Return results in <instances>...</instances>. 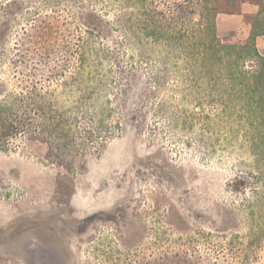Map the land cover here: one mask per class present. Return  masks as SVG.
I'll use <instances>...</instances> for the list:
<instances>
[{
  "label": "rangeland",
  "instance_id": "obj_1",
  "mask_svg": "<svg viewBox=\"0 0 264 264\" xmlns=\"http://www.w3.org/2000/svg\"><path fill=\"white\" fill-rule=\"evenodd\" d=\"M173 1L0 0V101L25 102L0 138V264H264L254 60H204L198 15L148 37ZM257 12L218 14L220 43Z\"/></svg>",
  "mask_w": 264,
  "mask_h": 264
},
{
  "label": "trees",
  "instance_id": "obj_2",
  "mask_svg": "<svg viewBox=\"0 0 264 264\" xmlns=\"http://www.w3.org/2000/svg\"><path fill=\"white\" fill-rule=\"evenodd\" d=\"M245 3H250L258 7V12L251 18V34L248 42L242 46H224L217 38L215 30L216 17L220 13L238 14ZM146 6L145 1L142 6ZM153 10V11H152ZM167 12H158L156 9H147L145 11V20L142 25L145 27V33L148 37L163 42L162 32L167 25L169 28L182 31L187 25L188 17L198 15L200 21L195 26L193 35V44L199 47L200 38L197 32L204 34L205 39L202 43L203 50L199 51L202 58L208 59L211 56L209 51L215 50L216 46L221 50L223 48L236 50L239 58H247L254 60V70L251 72L244 71L243 87L246 91L253 90L255 92L256 102L259 108L264 112V56L261 55L255 46V40L258 36L264 35V0H174L171 6H167ZM172 15L169 19L166 14ZM184 35L176 41L182 45L186 41ZM219 49V51H220ZM19 103L24 105L23 98L15 97L8 101H0V138L1 141L7 140L13 134L16 135L24 128L18 111ZM27 104V103H26ZM30 109V107H28ZM0 147L4 145L0 142Z\"/></svg>",
  "mask_w": 264,
  "mask_h": 264
}]
</instances>
